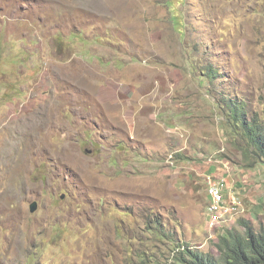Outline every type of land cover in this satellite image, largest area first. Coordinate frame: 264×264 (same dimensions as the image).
<instances>
[{"label": "rangeland", "instance_id": "374dc122", "mask_svg": "<svg viewBox=\"0 0 264 264\" xmlns=\"http://www.w3.org/2000/svg\"><path fill=\"white\" fill-rule=\"evenodd\" d=\"M227 96L264 112V0H0V264H176L260 230ZM209 177L242 206L214 231Z\"/></svg>", "mask_w": 264, "mask_h": 264}, {"label": "trees", "instance_id": "16d2710c", "mask_svg": "<svg viewBox=\"0 0 264 264\" xmlns=\"http://www.w3.org/2000/svg\"><path fill=\"white\" fill-rule=\"evenodd\" d=\"M208 74L215 75L212 68ZM226 127L231 129L239 139L241 165L246 169H253L261 164L264 167V112L251 113L247 103L227 96L224 108ZM238 223L244 230L231 228L218 237L214 245L218 257L212 253H205L182 242L174 245V262L176 264H264V227L256 231L245 220ZM145 229L153 235L154 240L166 241L168 245L174 243L170 232L161 230L160 219L145 222ZM141 255V254H140ZM146 255H141L144 259ZM140 264H146L141 260Z\"/></svg>", "mask_w": 264, "mask_h": 264}, {"label": "built area", "instance_id": "2783aa9c", "mask_svg": "<svg viewBox=\"0 0 264 264\" xmlns=\"http://www.w3.org/2000/svg\"><path fill=\"white\" fill-rule=\"evenodd\" d=\"M225 179L208 180L209 205L207 209V225L215 229L222 223L228 222L232 213L238 209L237 199L230 193L227 195ZM228 197V198H227Z\"/></svg>", "mask_w": 264, "mask_h": 264}, {"label": "clouds", "instance_id": "9594fccd", "mask_svg": "<svg viewBox=\"0 0 264 264\" xmlns=\"http://www.w3.org/2000/svg\"><path fill=\"white\" fill-rule=\"evenodd\" d=\"M209 178H210V177H209ZM223 178L226 179V177H223ZM210 179H211V178H210ZM211 180H212V179H211ZM212 181H216V179H215V180H212ZM226 185H227V184H226ZM206 194H207V206H206V225H207V209H208V205H209V202H210V201H209V196H208V188H207V192H206ZM227 198H228V197H227ZM236 199H237V198H236ZM237 201H238V203L240 204V202H239L238 199H237ZM238 211H239V213L242 212V210L239 209V207H238V209L232 213L230 219H231V218L234 216V214H236ZM230 219L228 220V222L230 221ZM228 222H225V223H228ZM225 223H222L220 226H218V227L215 228V229H210V228L208 227V225H207V227L209 228V230L214 231V230L220 228V227H221L223 224H225Z\"/></svg>", "mask_w": 264, "mask_h": 264}, {"label": "water", "instance_id": "95a60500", "mask_svg": "<svg viewBox=\"0 0 264 264\" xmlns=\"http://www.w3.org/2000/svg\"><path fill=\"white\" fill-rule=\"evenodd\" d=\"M63 198V196L61 197ZM37 210V203L36 202H32L30 205H29V211L31 213L35 212Z\"/></svg>", "mask_w": 264, "mask_h": 264}, {"label": "bare ground", "instance_id": "6f19581e", "mask_svg": "<svg viewBox=\"0 0 264 264\" xmlns=\"http://www.w3.org/2000/svg\"><path fill=\"white\" fill-rule=\"evenodd\" d=\"M236 203H237V205H238L239 209H241V210H242L241 203H240V204H239L238 202H236Z\"/></svg>", "mask_w": 264, "mask_h": 264}]
</instances>
